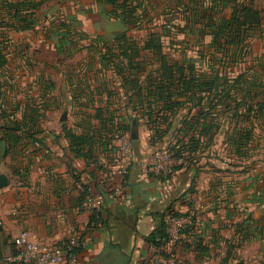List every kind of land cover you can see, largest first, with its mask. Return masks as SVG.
I'll return each mask as SVG.
<instances>
[{"label": "crops", "instance_id": "1", "mask_svg": "<svg viewBox=\"0 0 264 264\" xmlns=\"http://www.w3.org/2000/svg\"><path fill=\"white\" fill-rule=\"evenodd\" d=\"M256 1L252 0L253 7L262 11ZM48 3L52 7L46 6ZM111 11L112 6L106 0H47L37 12L38 19H43L47 28L45 18L57 15L60 21L70 24L72 31L66 36V30L54 27L36 42L50 69L58 68L52 55L56 54L62 60L74 56L76 52L94 51L97 52L95 65L87 60L80 62L84 77L89 76L87 79L90 80V75L94 76L99 69L107 78L115 77V80L100 81L96 75V80L85 83L67 75L60 87L47 80L49 76L45 80V72L41 68H29L30 71L26 72L30 76L27 83L33 80L37 98L34 103L29 100L21 104L23 109L17 122L22 125L27 123L23 130H27V134H31L38 144L25 139L20 131L0 130V138H5L0 143V174L9 179L8 186L0 189V256L13 252V238L23 230L42 245H57L75 230L82 235L84 242L76 264H166V259L158 256V252L150 246L148 238L159 226L162 214L171 207L181 217L196 214L193 216L196 222L191 236L182 237L187 239L188 247L182 244L180 251L184 261L179 264H222L224 260L228 261L227 264L240 261L244 264H264V117L254 122V138L244 158L250 161L242 172L244 178H217L215 173L223 174L234 167L214 170V165L201 163L186 171L177 170L165 181L147 176L141 165L148 158L147 152L142 146H137L139 133L133 130L131 135L133 132L137 135L131 140L135 159L128 173L123 198L119 201L115 194L118 179L115 175L117 164L113 161L117 153L113 143L97 144L93 159L88 161L70 153L67 131L85 134L98 130V109L109 105L114 123L116 110L112 106H122L126 114L134 113L131 107H126L128 99L118 77L113 70L102 66L97 40L109 42L123 32L131 38L129 32L137 29L138 25L125 26L110 15ZM262 14L264 16V11ZM55 22L59 24V21ZM109 26L113 33L109 32ZM261 29L248 38V56L253 55L256 43L264 40V21ZM32 31L11 32V42L25 38L23 43H27L30 41L26 39L28 32ZM152 33L157 32H150L145 42ZM171 35H162L166 56L167 46H180ZM258 35L261 40L257 39ZM189 36L194 39L192 50L198 57L199 51L204 48L196 47L199 38L195 35L186 34L183 39ZM131 39L140 47L145 44ZM206 50L205 47L204 52ZM141 56L150 54L141 51ZM260 71L264 73V64ZM83 89L98 93V100H93V94L81 97ZM62 102L70 107H86L91 103L89 110L79 112L80 128H62L67 127V120L60 122L59 106ZM33 104L41 120L35 129H29L25 114L29 112L28 106ZM194 113L195 110L192 115ZM134 114L140 117L141 113ZM141 117L146 119L142 114ZM1 122L3 120L0 119V127L6 128ZM58 122L61 123L60 128L56 125ZM85 125L88 128L84 129ZM131 125L137 127L138 121L134 120ZM15 138H18L16 143ZM6 149H9L8 153ZM207 165L215 173H206ZM239 169L243 170V167ZM204 174H207L205 180ZM205 181L208 184L204 188ZM89 194L104 197L103 218L96 226L89 224ZM172 242L173 239L166 246L167 251Z\"/></svg>", "mask_w": 264, "mask_h": 264}, {"label": "trees", "instance_id": "2", "mask_svg": "<svg viewBox=\"0 0 264 264\" xmlns=\"http://www.w3.org/2000/svg\"><path fill=\"white\" fill-rule=\"evenodd\" d=\"M46 1L0 0L1 73L8 64L10 33L37 29L40 23L37 12ZM106 2L112 6L110 15L125 26L134 27L141 23L137 13L144 9V5L139 0ZM173 13L175 16L168 18L163 24V32L167 35L175 30L197 36L199 40L196 47L203 46L204 50L207 48L206 52L203 49L199 51L198 62L189 58L183 61L169 59L164 54L165 42L159 32L152 33L142 47L123 32L109 42L97 40V46L104 47L101 46L102 66L106 70H113L120 80L128 99L126 107H131L134 113L139 112L146 117L153 124L156 135L161 131V125H170L167 122L169 118H175L183 106L188 107L182 145L176 146L182 148V151L178 149L176 156L171 154L172 158L179 160L185 149L197 151L206 141L211 143L215 131L218 132L222 126L221 117H225L231 126L230 132L228 130L224 136L226 148L230 153L244 158L248 155L254 138V122L264 117V78L257 80L249 71L236 73L233 66H239L245 61L250 52L248 38L262 30V11L253 7L252 0H189L184 10H180L178 5V10ZM180 16H183L180 23L174 24L172 18ZM45 21L48 22V30L58 27L59 30H66V36L72 33L70 24L60 21L57 15L45 18ZM55 21H59V24ZM182 22L185 26L181 25ZM141 51L149 53L150 56L142 57ZM2 91L3 83L0 80V100ZM111 95H114L113 92ZM28 110L25 114L30 124L28 128L35 129L41 120L40 115L34 104ZM96 119L99 129H94L91 133L76 134L72 130L67 131L69 151L74 157L92 160L97 144L113 143L112 138L118 128L109 105L96 111ZM134 120L138 121L132 119L131 123ZM9 121V125L6 128L0 127V130L20 131L25 139L32 143L37 142L31 134H27V130H23L27 123L22 125L15 120ZM17 140L15 138L14 143ZM2 141L5 138H0V143ZM179 142L180 140L177 143ZM8 152L9 149H6V153ZM177 169L180 170L181 167ZM169 177L161 180L165 181ZM262 180L264 181V174ZM167 214L175 218L181 217L171 207L162 214L159 226L148 238V243L156 251H160L171 241L170 227L165 223ZM102 218V213L98 218L91 216L90 226H96ZM190 218V224H186L178 232L179 241L185 247H188L187 239L182 237L191 236L196 222L195 217ZM159 254L164 259L169 258L165 251H160ZM227 262L224 260L222 264ZM237 264L244 263L240 261Z\"/></svg>", "mask_w": 264, "mask_h": 264}, {"label": "rangeland", "instance_id": "3", "mask_svg": "<svg viewBox=\"0 0 264 264\" xmlns=\"http://www.w3.org/2000/svg\"><path fill=\"white\" fill-rule=\"evenodd\" d=\"M144 5L143 10H139L138 15L142 16L139 20L141 24L137 26V29L131 30L129 34L131 35V38L136 40L138 44H143L147 38V36L150 34V32H153L154 30L156 32H159L161 35H165L164 31V23L168 18H171L175 16V13H173L176 9L178 10V5L180 10H184L185 4H187V0H141ZM52 3V2H51ZM257 7L261 8L262 11H264V0H257L256 1ZM46 6L52 7L50 3L46 4ZM175 8V10H174ZM173 9V10H172ZM173 11V12H172ZM172 12V13H171ZM183 17V16H182ZM182 17L172 18V22L174 24H177ZM179 18V19H178ZM180 23V22H179ZM141 25V26H140ZM181 25L185 26V24L182 22ZM141 27V28H140ZM109 32L113 33L114 31L109 26ZM172 33L173 39L177 40V44L180 46H167L166 48V54L171 60H177V61H183L182 59L189 58L194 60L195 62L199 61V58L196 56V53L192 48L194 46L192 45L194 43V39L192 36L184 37L187 32H180L174 30ZM183 34V35H180ZM18 35V34H13ZM48 35V28L47 24L43 21V19L40 20L38 29L36 31L28 32V37L26 39H29L31 41H26L25 38L17 41L11 42V45L7 52V60L8 64L5 67V70L1 73L0 72V80L3 83V96L0 100V119L3 120L1 124L9 125V120H12L11 117L17 121L20 117V113L22 112V103L27 102L31 100V103H34V99L37 98V92L36 88L33 85V80L30 79L29 83H27L28 78L30 76H27L26 72H29V68H41V70H44V79L46 80V76H49L47 80H50V82H54L57 84V86H60L65 82V76L70 75L73 76V78L80 81H93L96 80V75L99 77L98 79L106 81V79L114 81L115 77L107 78L106 74H103L102 71H99L97 69V72L93 74L94 76L90 75V80L87 79L88 77L80 71L83 66L80 64V62L89 61V64L92 63L93 65L96 64L97 61V52L94 51H87L83 53L76 52L74 56L64 58L60 60V58L55 54L52 55V58L55 59V64H58L57 69H50L47 64V58L42 54V51H40V48L36 42L40 40V38H44V36ZM258 40H261L260 36H257ZM183 39V43L181 44V40ZM36 44V45H35ZM102 46V45H101ZM98 47L99 50L102 51V47ZM170 47V48H168ZM172 47V48H171ZM101 48V49H100ZM257 53V56L255 57L254 54ZM264 40L261 42L256 43L253 51V55L248 56L244 62H242L239 66H233V69L236 73H241L245 71H249L250 74H254L257 80L261 79L262 76H264V73L260 71V68L264 64ZM96 67H94L95 69ZM36 70V69H35ZM92 73V71L90 72ZM34 76H37L35 74ZM95 77V78H94ZM71 78V77H70ZM72 79V78H71ZM110 81V82H111ZM85 82V83H86ZM82 85V84H81ZM91 90H84L80 94L81 97H88L89 94H93V100H98L99 94L98 93H90ZM81 102V101H80ZM120 102V101H119ZM91 103H88L86 107L76 106V107H70L66 103H61V106H59L60 115L63 114V112H67V127L62 126L63 129H67L69 127L80 128L81 121L79 120L80 114L79 112H82V109L89 110V106ZM121 106V104H120ZM29 107V106H28ZM124 107V106H123ZM112 109L116 110V118H115V126H117L118 130L117 132H121L124 134H128L131 138V132L133 130H137L139 133V138L137 141V146H142L143 149L147 152L148 158H146V161H144L141 165L143 168H146V166L150 163L152 160L153 153L158 150H165L172 154L173 156H176V151L180 149L182 151V148H178L182 145L183 136L185 135V122L186 116L188 115L189 109L188 107H184L179 110V113L176 115L175 118H169L170 125L163 124L161 125V131L159 133H155V129L152 123H149L147 119L142 118L141 114L140 117L135 115L134 113L126 114V110H124L121 107L112 106ZM132 119H138V126L133 127L131 125ZM222 126L218 130V132L215 131V137L213 138V141L207 142L203 144V146L198 149L197 151H188V149H185V152H183V157H180L179 160H184L187 162V168L184 167L182 170L186 171L187 169L191 167H195L198 164H211L214 165V170L221 167L222 169H227L228 166L234 167L229 170V172L225 173H215V171L212 170L210 165L208 166V169L206 170V173H215L218 177L217 178H244V174L242 172L244 171V168L249 166L250 161H245L244 158L234 155L232 152L230 153L228 149L226 148V145L224 144V141L226 138L224 137V133L229 130H231L230 123L228 120L225 119V117H221ZM61 123L58 122L56 125L61 127ZM233 125V121L231 122ZM84 129L88 128L86 125L83 127ZM216 130V129H215ZM160 135H163L160 137ZM113 140V138H112ZM132 140V138H131ZM178 140H180L179 143ZM133 141V140H132ZM187 141V140H186ZM113 144L115 146V143L113 141ZM177 144L179 145L178 147ZM132 148L133 143L131 142ZM116 148V146H115ZM117 150V149H116ZM258 160V159H256ZM116 165L117 163L113 161ZM245 162V163H240ZM237 166L238 168H236ZM240 167H243V170L239 169ZM177 165L174 167L173 173L170 175L172 176L178 169ZM205 176L203 179L205 180L207 178V174H204ZM167 178V177H166ZM170 178V177H169ZM161 179V178H156ZM202 179V180H203ZM208 182L205 181L203 184L204 188L207 187ZM178 213V212H176ZM196 214H188L185 217H177L176 221L170 226V234L171 238L173 239L172 245L169 247V255H173V257L177 260L176 264H179L180 262L184 261L182 258L183 255L181 254L180 248L182 243L179 241V229L181 226L183 227V224H190L191 218ZM186 222V223H185Z\"/></svg>", "mask_w": 264, "mask_h": 264}, {"label": "built area", "instance_id": "4", "mask_svg": "<svg viewBox=\"0 0 264 264\" xmlns=\"http://www.w3.org/2000/svg\"><path fill=\"white\" fill-rule=\"evenodd\" d=\"M139 1L143 3L141 0ZM137 16L139 19L142 17L138 13ZM11 118L15 120L13 117ZM113 141L117 149L115 175L117 176L118 182L115 187V194L117 200L120 201L123 198L124 186L135 159V153L131 145V138L128 134L116 132L113 135ZM176 165L177 167H181V169L184 167L187 168V162L183 159L176 160L172 158L169 152L161 149L153 153L152 160L146 168H143V172L153 178H166L173 173ZM103 203V195L89 194L88 204L91 216L99 217L103 212ZM175 221L176 218L171 214L166 215L165 223L169 227ZM183 225L185 226L186 224ZM13 247V252L10 255L0 256V264H76L79 253L84 247V242L82 235L78 231L73 230L68 239L57 245H42L37 243L28 231L23 230L13 238ZM160 251H165L169 254L166 246ZM160 251H157L158 256H160ZM176 261L173 255H169V258L166 259V264H176Z\"/></svg>", "mask_w": 264, "mask_h": 264}, {"label": "water", "instance_id": "5", "mask_svg": "<svg viewBox=\"0 0 264 264\" xmlns=\"http://www.w3.org/2000/svg\"><path fill=\"white\" fill-rule=\"evenodd\" d=\"M67 120V112H64L60 118V122L63 123ZM137 135L133 132L131 135L132 139H135ZM9 179L6 175L0 174V189L8 186Z\"/></svg>", "mask_w": 264, "mask_h": 264}]
</instances>
